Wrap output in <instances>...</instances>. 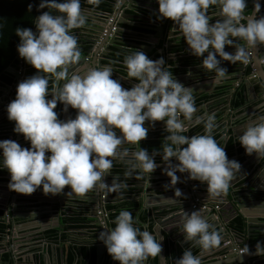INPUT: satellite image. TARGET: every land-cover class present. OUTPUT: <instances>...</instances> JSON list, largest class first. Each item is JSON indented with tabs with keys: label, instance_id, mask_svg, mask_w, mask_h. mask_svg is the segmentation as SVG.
I'll return each instance as SVG.
<instances>
[{
	"label": "clouds",
	"instance_id": "obj_1",
	"mask_svg": "<svg viewBox=\"0 0 264 264\" xmlns=\"http://www.w3.org/2000/svg\"><path fill=\"white\" fill-rule=\"evenodd\" d=\"M86 3L97 6L100 0ZM157 4L156 19L168 18L178 25L174 29L187 44L185 51L202 57L201 67L215 73L214 83L226 78L228 71L221 66L222 60L247 63L249 50L264 44V15L253 18L260 11L259 0H254L253 15L247 23H241L246 0H157ZM210 5L218 7L214 13L218 19L211 23ZM43 8L47 11L35 17V31L15 28L19 57L37 71L18 82L15 98L6 106L7 119L15 122L13 132L23 134L30 142V147L25 148L13 140H0V168L10 174L8 189L30 195L42 186L44 195L63 194L67 199H82L93 191L119 193L127 187L124 179L113 176L111 183L104 179L114 159L129 157L123 178L134 175L139 179L154 172L155 157L160 155L165 165L161 171L170 178L165 188L179 182V172L187 173L188 180L206 183L211 197L226 193L230 181L240 174L241 165L228 159L214 139L215 114L194 115L197 109L192 88L178 82L163 67V57L151 60L138 49L126 52L122 61L124 77L136 81L130 88H123L119 79L112 78L111 65L119 61L70 72L81 56L72 30L86 27L88 20L81 0H40L37 11ZM53 10L57 14H52ZM226 45L235 51H225ZM57 102L63 105V112L69 106L75 109V116L58 119L54 111ZM145 121L149 127L157 121L164 122L167 134L160 153L150 154L140 147L148 134ZM201 124L203 134H183ZM237 140L247 155L264 159V113L246 123ZM124 145H135L136 151L129 153ZM259 176L264 179V168ZM65 186L69 188L67 192ZM174 193L181 196L179 188H174ZM30 215L35 216V212ZM114 224V228L100 231L97 236L113 260L119 264H145L149 257L164 258L160 255L161 239L136 227L129 211L121 209ZM181 233L185 241L202 252L217 248L222 240L220 232L199 209L184 211ZM254 252L264 256V244L257 241ZM245 253H249L247 245ZM174 264H201V257L185 249Z\"/></svg>",
	"mask_w": 264,
	"mask_h": 264
},
{
	"label": "water",
	"instance_id": "obj_2",
	"mask_svg": "<svg viewBox=\"0 0 264 264\" xmlns=\"http://www.w3.org/2000/svg\"><path fill=\"white\" fill-rule=\"evenodd\" d=\"M145 2V0H143ZM154 1V0H150ZM109 4V10L106 11H97L96 7L90 6L91 4L86 3V0H81V9L84 11H87L91 14L87 20V27L90 28V32H88L89 37L81 39V41L86 42L87 44L90 45V49L81 50L83 47V43H79V48H80V61L76 64L73 65L69 68V71H75L79 70L80 72H83L87 69L88 66H102L106 65L105 63L112 60L119 61V63H116V65H121L123 64V56L126 52L128 51H134V48H140V45L137 43V41L131 40L130 43L126 42L125 38L127 35L126 30L128 28H143L150 30L152 27L151 19L156 18L157 12H158V4L155 5L150 2L144 3L146 7H140V2L138 0H119V3H117V0H108ZM254 3V2H253ZM151 7H156V9L151 8ZM218 7L214 5H210L208 12H217ZM247 11L244 10V17L245 19H242L247 23V18L253 15V8H252V13L247 16L246 15ZM142 14V15H141ZM259 15H263V11H259V13H256L253 18L258 17ZM148 16V17H145ZM168 18H164L163 20H159V30L158 28L154 30H158L157 32L163 31V27L166 25ZM143 22L147 23L146 26H141L137 25L136 22ZM161 21V22H160ZM135 22V23H134ZM174 24L172 28H174ZM169 28V26L167 27ZM169 41V40H168ZM148 47L151 45L147 44ZM128 46L130 49H125L123 51V47L126 48ZM249 52L252 53V55L249 57L251 61V65H245V63L241 62V65H238L236 63H231V62H224L221 66H225V64L228 65L227 73H226V78L224 81H229L231 78L236 76L235 79H239L241 81L242 86H244V89H242V86L240 89L237 91L238 96L240 97V103L244 104L245 101L247 100L248 94H249V89L253 88V91L262 99V96L264 94V65L261 63V60L264 59V44H258L253 50H249ZM117 53H120V55H117ZM18 59L20 57L18 56ZM219 59V58H218ZM115 64L111 65L113 67ZM251 66L255 69V73H253ZM19 67L16 65H13L8 69V72L15 78L18 79L20 78V73L17 70ZM234 72L235 74H232ZM247 72H250L247 74ZM119 73V72H118ZM237 73H239L237 75ZM121 74V73H120ZM122 75V74H121ZM178 82L183 81L184 79L188 78V75L185 76L184 78H181V75H184L183 72L180 73V76H177L179 74H172ZM113 78V76H112ZM125 78V77H124ZM121 82V85L123 88H125V84L123 82V76L119 79ZM63 83V81H62ZM130 88V87H129ZM4 89L0 88V91L2 92ZM15 97L12 96L11 100H13ZM49 98H51V94L49 93ZM260 100V99H259ZM63 105L60 102H57V106L54 109V111H59L58 119H68L66 117L67 112L62 111ZM68 110L71 111L72 116H75V109H72L71 106H69ZM15 123V122H14ZM14 125V124H13ZM18 139L21 140V134L17 135ZM226 138H224L222 141L224 142ZM237 144V143H236ZM115 165H120L118 162H113L111 172L109 175L106 177L105 181L107 183H111L112 177L113 176H119L123 178V174H115L114 173V166ZM253 165L256 166L255 163ZM257 169V170H256ZM253 171H249L250 175H255L256 173L260 172V168H256ZM255 172V173H254ZM150 174L149 177L147 175L135 179V176L133 175L132 177H129L133 179L134 183V189L138 191V194L135 196V198L142 202L143 201V207L144 209L148 212L149 215V220L154 221L157 225L163 227V225H166L167 222H170V226H173L174 230H171L170 234L174 235V233L177 230H182V223H183V213L188 212L191 213L192 211L195 210H200L202 215H204L208 222L215 228L217 231L220 232L222 236V241L227 242L228 240V234H232L235 237L241 238L246 242V245L249 250H253L255 247L251 245V241L253 238H256L260 235L261 237L264 238V224L262 223V219H264L263 216H261V212L259 213V216L256 218V221L258 222L255 224V222L252 220L251 214L247 213L246 211H241L243 207L246 208H252L255 210H261L264 208V197H258V193H264V188H256L255 185L249 184L248 187L245 188V194L243 197H239V199H236L234 201H230L226 193H224L223 196H218V198L223 199L224 202H227L228 205L234 208L235 214L242 215L245 218V226L243 228L234 225H227L223 218L221 217L220 212V204L218 205L216 202H219L218 200L215 202L216 206H219V210H214L212 211H207L203 210L200 205H196V208L193 206L195 205L194 199H198V194L202 193L201 189H206L207 185L206 183H201L199 181L195 180H188L186 179L187 173H183L182 175H177L179 178V182L176 184L175 188H179L180 190H185L186 195H183L182 197L179 198V201L172 202L169 200L167 196H164L168 194L169 192H174V189L167 190V189H162L163 186H161L159 183L155 184L153 178ZM255 180V179H254ZM161 186V189L159 187ZM66 189V186H65ZM191 190L194 191V195H191ZM207 191V190H206ZM105 193L107 194H112L114 192H108L107 190H104ZM160 192V194H159ZM98 193V192H97ZM98 194H96V201L92 199L91 202H94V204L97 203L98 199ZM162 195V196H159ZM66 197V196H64ZM247 198V199H246ZM245 199V200H244ZM85 200H90V199H85ZM67 202L61 203V208L59 209L60 214H73V209L71 206H73V202H82L83 199H71V200H66ZM68 201L70 202V205L68 206ZM200 201V200H199ZM222 202V201H220ZM107 203V202H106ZM103 203L102 207L106 209L107 204ZM236 205L238 209L236 208ZM97 208L95 206L94 210ZM98 209V208H97ZM96 209V210H97ZM17 209L16 207L14 210L5 213L3 216L4 218V223H6L7 228L3 233L0 232V235H3V240H7L9 237H14L15 233L17 232L18 235L21 234V232L18 230L19 228V223L16 221L18 218L14 216L16 213ZM134 213L137 214L136 220H139L140 222V217L138 216L139 211L135 210ZM51 215L56 214V210H51L49 212ZM105 215L109 216L108 213L105 212ZM12 219V223H8V219ZM22 218V217H21ZM20 218V219H21ZM97 220V218H96ZM137 222V221H136ZM70 223H66V226L60 227L59 220L57 221L56 226L51 227L50 229L56 230L55 232V237L56 239L53 240L54 244H58L63 237H65L66 241L69 243V245L65 246H59L56 247L55 251L48 253L46 251H43L41 253L40 257L33 256V257H28L27 259L21 258V261L23 264H69V259L70 257H74L75 259H83L84 253L82 251V247L80 246V243L76 236L70 231H73L75 229H72L70 227ZM97 226V231H107L111 228H114L115 224L114 221L104 219V221L98 220L96 222ZM42 228L39 226L36 229ZM64 229V232H61V229ZM158 230V229H157ZM155 229V231H157ZM211 230V229H210ZM46 230H42L41 232L35 234V236L31 238L35 239H40L39 237H42L45 239L47 238ZM181 239H176L174 240L171 238V241L177 242V244L173 247L176 249V254L179 255V247L181 250L189 249L190 250V241H185L183 234L181 236ZM29 237H22V238H13L10 239L9 242L3 243L4 248L1 250L3 253L0 256V264H18L19 257L18 252L24 247V245L31 240ZM182 241H185L182 243ZM45 242H48L46 240ZM164 245V244H163ZM9 248L11 250H9ZM95 248V253H93L92 246L87 247L86 253H87V259L91 260L96 257L95 264H104L105 260H110V262H114V260L110 257V255L106 251V246L102 243V241L99 240V243L94 246ZM228 252H235L234 250L238 249V245H227L226 246ZM6 251V252H4ZM236 251V253H237ZM8 256H5V255ZM239 254V253H238ZM163 259L166 258L165 254V249H163V254L162 252L160 253ZM160 263L162 264V260L160 256H157ZM17 259V261H16ZM175 261V260H174ZM242 263L245 262L244 258L241 257L235 261V263ZM145 264H149L148 261H145Z\"/></svg>",
	"mask_w": 264,
	"mask_h": 264
},
{
	"label": "crops",
	"instance_id": "obj_3",
	"mask_svg": "<svg viewBox=\"0 0 264 264\" xmlns=\"http://www.w3.org/2000/svg\"><path fill=\"white\" fill-rule=\"evenodd\" d=\"M154 2H157V0H155ZM261 4L264 7V2H261ZM261 11H264L263 9H260ZM84 14L89 18V16H91V14L87 11H84ZM252 13V12H251ZM250 13V14H251ZM209 15H211L213 17V21L211 22H215L216 19H218V17H216L214 15V12H208ZM250 14H247V16H249ZM264 15V14H263ZM260 16V15H259ZM168 21V20H167ZM161 22V21H160ZM172 22V21H171ZM139 22H137L138 24ZM151 23L152 19H151ZM241 23H246L245 21L241 20ZM159 24V23H156ZM145 25H147V23H145ZM133 30V32L131 33L132 36V40L133 41H137V43L139 42L141 44V49L144 50V52L146 51L147 53L152 54V53H156V49L158 50L159 55H161L163 57V49L165 47V41L164 39H161L159 41L158 46L156 47V49L150 50L151 48L148 47L147 44H152L154 45L155 43H157V40L155 38H151L152 36H150L148 33V31H144L143 29H134L131 28ZM164 31H168L169 28H167V25H165L163 27ZM76 33L75 36L77 37V42L79 43L81 41V38H85L86 36H84V33L82 31H80L81 29H75ZM144 31V32H143ZM143 32V33H140ZM152 33V32H150ZM179 33V32H178ZM86 34V33H85ZM180 36V35H179ZM138 50L140 48H137ZM141 50V51H142ZM225 51L229 52L230 54L233 53L235 51L234 47L226 45L225 46ZM219 58V57H217ZM116 61V60H115ZM224 61V60H222ZM224 62H229V61H224ZM107 64V62L105 63ZM165 66L167 67L168 64L166 63ZM226 66L228 67V65L226 64ZM113 78L114 79H120L123 76V82H125V78H124V66L123 64L121 65H114L113 67ZM119 72V73H118ZM122 75H121V74ZM250 72H248L247 74H249ZM232 74H235L234 72H232ZM239 73H237L238 75ZM62 83V81L60 82ZM242 89H244V86H242ZM249 96L250 98H247V100L245 101L244 104L242 103H238L237 106V112L234 114L235 117L232 116L231 113H222V114H218L216 116H219L220 118H222L223 116L225 117V122L228 124V126H230V131L225 134V136L222 138V140L224 138H226L224 140V148H226V144L229 143V141L232 143V154L227 156L228 159L230 160H236L239 161L240 160V165H241V170H240V174H236L234 176V178L232 179V181H230L229 184V188L226 192V195L228 196V198L230 199V201H234L236 199H239V197H243L244 196V192H245V188L248 187L249 184H253V185H257L260 186L261 188H264V179H260V177H258L257 179H255V175H250L249 171H253L255 170L257 167L258 168H264V159H258L254 154L253 155H247L245 153L244 148L241 146V144L239 143V141L237 140V137L239 135H241V132L243 130V128L245 127L246 123H248L251 120H254L257 116V114L259 113H264V107H258V106H264V100L259 97H257V94L253 91V88L251 86V88L249 89ZM49 98V96H48ZM225 107V103H223L221 106H219L218 108L220 110H224ZM213 110L209 111L212 112ZM201 114H203L201 111L199 112ZM214 113V112H213ZM215 114V113H214ZM236 124V127L234 126ZM242 124V125H241ZM193 134V133H192ZM195 134V133H194ZM220 136V135H218ZM24 143H29L28 141H26L25 139H23ZM228 141V142H227ZM146 142V141H145ZM237 143V144H236ZM30 144V143H29ZM221 145V144H220ZM123 147L128 148V152L131 153L132 150L134 149V145H124ZM240 149H242L240 151ZM160 153V152H159ZM250 156V157H249ZM129 159V157H125L123 158V172L125 170L128 169L129 165L127 164V160ZM117 160L114 159L113 162H115ZM155 162L157 163V168L154 170L153 172V178H155L153 180V182L155 184H160L162 187V189H167V190H173L176 185L173 186H169L168 188H165L164 185L169 183L170 178L162 173L161 169L164 168V163L161 160V156L157 155L155 157ZM253 163L256 164L253 165ZM257 170V169H256ZM124 182L126 183L127 187L123 188V195H119L120 199H115V197H117L118 195L115 193L109 194L108 197V201L107 204L109 206L115 207L117 208L118 211H120L121 209L127 210L129 211L133 216H134V220L137 221L135 223V226L140 228V230H148L150 233H152L153 235H155L157 237V239H161L160 243H161V252L163 254V249H165V254H166V258L162 260V264H174V260L181 257L183 250H181V248L179 247V255L176 254V249H174L173 247L177 244V242L175 241H171V238H173L174 240L176 239H181L182 237V233L181 230H177L174 235H171L170 232L173 229V226H170V222H167L166 225H163V227L157 225L154 221L149 220V215L148 212L144 209L143 207V201L140 202L138 201L135 196L138 194V191H136V189H134V183H133V179L131 178H123ZM255 179V180H254ZM205 184V183H204ZM161 186L159 187V189H161ZM207 187L206 189H201L202 193L198 194V198L201 202L203 203H208L211 206H215V202L218 200L219 202H216L218 205L220 204V210L218 212H220L219 215H221V217L223 218V220L225 221V223L227 225H231L234 226L233 221L237 218V217H242L243 219V224H245V218L242 215H236L235 214V210L233 207H231L230 205L227 204V202H224L223 199H220L218 197H211L208 195L207 193ZM127 191V192H124ZM130 191V192H129ZM160 194V192H159ZM194 195V192L191 190V195ZM42 196V201L46 200V201H50L52 199L51 194L49 195H44L42 192V186H40L39 188H37V190L35 192H33L30 195H25V194H20V197H30V196ZM60 196H62L63 194H57ZM183 195H186V191L185 190H181V196H175L174 192H169L168 194L164 195L169 197L168 199L171 200L172 202H175L177 199V201H179V198L182 197ZM223 194H221L220 196H223ZM51 196V197H50ZM65 196V195H64ZM162 196V195H159ZM45 197V198H44ZM57 200V198H55ZM59 199V198H58ZM62 199V203L67 202L66 200H71V199H67V197H63L60 198V200ZM82 202H80L78 204V208L79 210L74 209L75 211L74 214H60V211H56L55 215H51L49 214V210H45V211H37L36 208H29L27 210H23L21 213L19 214H15V217H17L18 219L16 220L19 223V231L21 232L20 235L17 234V232L15 233L14 237H9L8 242L10 243V239L13 238H22V237H33L35 236V234L41 232L42 230H46V234L50 235L49 233H53L55 232V229L52 230L50 229L51 226H56L57 221L59 220L60 223V227H63L67 222L72 224L70 227L72 229H75L73 231H70L74 234V236H76V238L78 239L80 243V246L82 247V251L84 253L83 259H78V258H74V257H70L69 259V264H95L96 261V257L91 260L87 259V247H91L93 249V253H95V248L94 246L97 245L99 243V239H97V236L99 234V232L97 231V226H96V222L98 220L104 221V219H108V220H112L114 221L115 219L113 218V214L115 213L114 210L112 211H108V209L106 208V213L109 214V216L107 215H103L102 213H98V212H102V207H99V211L95 212L93 210H91L90 208V202H86L85 198ZM247 199V198H246ZM53 200V199H52ZM198 200V199H196ZM245 200V199H244ZM222 201V202H220ZM71 201H68V206L70 205ZM101 202H103L100 199V205L102 204ZM195 202V199H194ZM75 203V202H73ZM107 205V206H108ZM236 208L238 209L237 205ZM137 210L139 211L138 216L140 217V222L139 220H136V216L137 214L134 213V211ZM35 212V216H31L30 213ZM214 210H212L213 212ZM241 211H246L247 213L251 214L252 216V220L255 222V224H257L258 222L256 221V218L259 216V213L261 212V216L264 217V208H262L261 210H255L252 208H246L243 207V209ZM77 212V213H76ZM214 213V212H213ZM96 216V217H95ZM22 217V218H21ZM21 218V219H20ZM97 218V220H96ZM75 220L77 221H83L84 225L79 226L78 222H75ZM72 221V223H71ZM262 223L264 224V219L261 220ZM51 224V225H50ZM50 225V226H49ZM39 226H42V228L40 229H36ZM245 225H243L244 227ZM50 229V230H49ZM155 229L157 231H155ZM57 230V229H56ZM61 232H64V229H61ZM40 239H35V238H31L32 241L26 243L24 245V247H22V249L18 252V255H20L21 257H19L18 264H23V262L21 261V258L23 259H27L28 257H33V256H37L40 257L41 253L43 251H46L48 253H51L53 251H55L56 247L59 246H65V245H69V243L66 241L65 237H63V239L58 243V244H54L53 242H45L46 239L45 237H39ZM228 241L223 242L221 240L220 245L209 251V252H202L199 247H192L190 244V250L192 251L193 255H199L201 257V264H242V263H235V261L241 257L244 258L245 262H243L244 264H264V256H259L256 255L254 250H249L248 254H240L237 249L234 251L236 252H228L226 246L227 245H238V249L241 248H245L246 246V242L238 237H235L232 234H228L227 237ZM182 240V239H181ZM6 241H4L0 235V256L3 253L1 250L4 248L3 243H5ZM185 241H182V243H184ZM164 244V245H163ZM264 244V243H262ZM253 247H255V244H251ZM9 250H11L9 248ZM6 252V251H4ZM239 253V254H238ZM5 256H8L7 254ZM17 261V259H16ZM146 261L149 262V264H161L158 257L152 258L149 257ZM104 264H119L118 261L114 262H110V260H105Z\"/></svg>",
	"mask_w": 264,
	"mask_h": 264
},
{
	"label": "flooded vegetation",
	"instance_id": "obj_4",
	"mask_svg": "<svg viewBox=\"0 0 264 264\" xmlns=\"http://www.w3.org/2000/svg\"><path fill=\"white\" fill-rule=\"evenodd\" d=\"M155 1V0H154ZM154 1H150V0H145V2L143 0H138V2H140V7H146V5L144 3L146 2H150L153 3L155 5H157V2ZM102 2V1H100ZM252 2H254V0H252ZM260 4L261 2H264V0H259ZM157 10L156 7H151ZM263 5L261 4V8L263 9ZM264 14V11H263ZM142 15V14H141ZM148 17V16H145ZM149 18V17H148ZM167 27L169 26L170 29H168V31H160L157 32L159 30V26H157L159 22V20H157L156 18L152 19L153 25L151 27L150 30L147 29H143V28H136V29H143L144 31H148L147 34H149L150 36H152L151 38H155L157 40V43H155L154 45H151V49H156V47L159 44V41L161 39H164L165 41V47L163 49V59L165 61V64L167 63L168 66L166 67L165 64L163 65V67L165 69H167L169 72H171L172 74H179L177 76H180V73L183 72L184 75H181V78H184L185 76L188 75L187 79H184L183 81H181L180 83H182L183 85H185L186 87H190L192 88V95L194 97V103L197 109V112L194 115H203L204 113H215V123L217 125V127L213 130L212 135L214 137V139L217 141V143L224 148V143L222 141V138L225 136V134H227L230 131V126H228V124L225 122V117L223 116L222 118H220L219 116H216L217 113L218 114H226V113H231L233 117H235V113L237 112V106L238 103L240 102V97L237 94V91L240 89V87L242 86L241 81L239 79H235L236 76H234L233 78H231L229 81H221V82H213V76L215 75L214 72H206L202 67H201V59L202 57H196L192 54H190L189 52L185 51V49L188 47L187 44L185 43V41L183 40L182 37L179 36L178 30V25H174L175 29L172 28L173 26V22H171L170 19H167ZM135 23V22H134ZM137 24V22H136ZM137 25H141V26H146L145 23L143 22H139ZM158 28V30H154ZM83 33L84 36H86L85 38L87 39L89 37L88 32H90V28L89 27H84V28H80ZM135 29V28H134ZM133 32V30L131 28H128L126 30L127 35H126V42L130 43L132 40V36L131 33ZM143 31V32H144ZM140 32V33H143ZM152 32V33H150ZM86 33V34H85ZM83 39V38H81ZM169 40V41H168ZM138 41V40H136ZM79 43H83V47H81V50H86V49H90V45L87 44L86 42L80 41ZM78 43V45H79ZM138 44L141 46V44L138 42ZM125 49H130L128 46L123 47V51ZM134 51L137 50V48L133 49ZM139 50H142L141 47ZM144 52V50H142ZM146 54V56L151 59V60H156L157 58L162 57L161 55H159L160 52H158V50L156 49V53H152L149 55V53H147L146 51L144 52ZM206 55V53H205ZM223 64V61H221V65ZM238 65H241L240 61H237ZM246 65V64H245ZM223 67V66H222ZM225 68H227L226 64L224 66ZM20 73V78L15 79L14 78V84L10 85V86H1L0 88H3L4 90L1 92L0 91V140H4V139H9V140H13L15 142H17L18 144H20L22 147H30V142L29 143H24L22 141H24L23 139V134H21V140L18 139L17 137V133L13 132V127H14V121H9L7 119V112H6V106L7 104L12 101L11 97L14 96L15 97V93H16V86L18 84V82L22 81L24 79V71L22 69H20V67L17 69ZM248 73V72H247ZM126 75V72L124 70V76ZM125 88H129L132 86L133 83H135L136 81L132 80V79H127L125 78ZM258 97V95H257ZM250 98L249 94L248 97ZM260 99V97H259ZM263 99V96H262ZM223 103H225V107L224 110H220L218 107L221 106ZM213 110L212 112H209ZM202 112L203 114L199 113ZM57 112V114L59 115V111H55ZM223 115V114H222ZM66 117H73L72 113L70 110L67 111L66 113ZM242 125V124H241ZM144 126L148 128V134L146 136V138L144 140H142L140 142V147L143 148H147V146H150L149 142H155L156 138L159 136L158 134L160 133H164V122L163 121H157L155 122V126L154 127H149L148 126V122L145 121ZM236 127V124L234 125ZM203 125H197L195 127H191L189 128V131L187 133H183L188 137H191L192 135L201 133L203 134ZM193 133V134H192ZM195 133V134H194ZM220 135V136H218ZM162 138V137H161ZM159 139V137L157 138ZM146 141V142H144ZM228 142V141H227ZM155 145V144H153ZM228 143L226 144V148H227ZM145 148V149H146ZM226 148H224L225 153L227 154ZM136 151V147L134 145V149L132 150V152ZM159 151H156V153H158ZM150 154L153 152H149ZM115 162L120 163V165H115L114 166V173L115 174H123V160L120 158H117V160ZM175 162V161H174ZM128 164V163H127ZM255 173V172H254ZM259 173H256L257 175L255 176V179H257L259 176ZM153 174V172L151 173ZM154 175V174H153ZM153 175H151L152 177H154ZM176 175H182V173L177 172ZM10 179V174L7 171V169L4 168H0V224L5 225V228L3 231H5V229L7 228L6 223H4V218L3 216L5 215V213L10 212L11 210L13 211L14 208L16 207L17 211L16 213H21L23 210H27L29 208H36L37 211H45V210H49V212L51 210H56L58 211L61 208V203H62V199L60 200V198H63L64 195L60 196L59 195H55L52 196V199L49 201L43 200L42 201V196H30V197H20L19 193H16L14 191H10L7 187L8 182ZM104 179H107L106 177ZM123 179V178H122ZM256 188H261L260 186L255 185ZM69 190L68 186H66V189H64L65 192H67ZM194 192V191H193ZM117 195H123V188L120 189L119 193L114 192ZM195 193V192H194ZM96 194H98V201L96 204H94V202H91L92 199H94L96 201ZM106 194V198L108 199L109 194L103 192H90L87 194L86 198L90 199V200H85L86 202H90V208L93 211H99V207H102L103 203H106L108 200L106 199L105 201L101 202L102 204L100 205V199L101 196ZM50 196V197H51ZM258 197H264V193H258L257 194ZM45 198V197H44ZM57 198V200L55 199ZM59 198V199H58ZM84 200V199H83ZM80 202H75L73 204V206H71V208L73 209V211L79 210L78 208V204ZM107 204V203H106ZM108 205V204H107ZM95 206H97V210L95 208ZM107 208V206H106ZM102 212H98L99 214L102 213L103 215H105V208H101ZM77 213V212H76ZM74 214V212H73ZM15 216V214H14ZM96 217V216H95ZM11 221H13L12 219H8V223H12ZM68 223V222H67ZM72 223V221H71ZM69 224V223H68ZM51 225V224H50ZM49 225V226H50ZM72 225V224H70ZM66 226V224L64 225ZM42 227V226H41ZM53 227V226H51ZM50 227V228H51ZM50 230V229H49ZM3 231H1V233H3ZM57 230H55L56 232ZM55 232H51L49 233L50 235H47L46 240H48L49 242H53L54 239H56ZM4 235V234H3ZM1 235L2 239L3 236ZM5 238V237H4ZM9 238L7 240H5L6 242H8Z\"/></svg>",
	"mask_w": 264,
	"mask_h": 264
},
{
	"label": "trees",
	"instance_id": "obj_5",
	"mask_svg": "<svg viewBox=\"0 0 264 264\" xmlns=\"http://www.w3.org/2000/svg\"><path fill=\"white\" fill-rule=\"evenodd\" d=\"M102 2L99 3L96 7L97 11H106L109 10V2L108 0H100ZM247 7L245 10L247 14L252 12L253 2L252 0H246ZM40 3V0H0V87L1 86H10L14 84V77L8 72V69L13 65L20 67L24 71V79L33 75L37 70L32 67L31 65L27 64L23 58L20 57L18 59V52L16 50V46L19 43V37L15 35V28L16 27H27L35 31V17L41 14L43 11H47V8L39 9L37 11V5ZM32 4V9H28V5ZM52 14H57L54 10ZM73 34L75 35L76 30H72ZM51 81H49V87L51 88ZM241 96V95H239ZM167 133H160L158 134L159 139L156 138L155 142H149L150 146H147L148 152H161L162 149L160 148L161 143L163 141V137ZM162 137V138H161ZM145 142V141H144ZM155 144V145H153ZM242 149H240L241 151ZM227 156L232 154V143L229 141L227 148ZM158 152V153H159ZM250 157V156H249ZM240 163V160L238 161ZM127 192V191H124ZM130 192V191H129ZM108 211L114 210L115 213L112 215L115 219V216L118 215L119 211L117 208L112 206H107ZM134 218V216H133ZM135 221V220H134ZM78 222L79 226L84 225L83 221H76ZM136 223V221H135ZM233 224L241 228H243V219L242 217H237ZM5 225L0 224V232L3 231ZM262 235L253 238L251 244H256L257 241L264 243V238L261 237Z\"/></svg>",
	"mask_w": 264,
	"mask_h": 264
},
{
	"label": "built area",
	"instance_id": "obj_6",
	"mask_svg": "<svg viewBox=\"0 0 264 264\" xmlns=\"http://www.w3.org/2000/svg\"><path fill=\"white\" fill-rule=\"evenodd\" d=\"M252 55V53L251 52H249V57ZM261 63L264 65V59L263 60H261ZM246 65H251V61H250V59H248V62L247 63H245ZM251 68H252V71H253V73H255V69L253 68V66H251ZM263 100H264V94H263ZM107 198H106V194H104V195H102L101 196V200L102 201H105ZM195 205L193 206L194 208H196V205H200L201 206V208L203 209V210H207V211H212V210H219V206H211V205H209L208 203H203V202H201V201H199V200H195ZM236 252V251H235ZM238 252L240 253V254H248V253H245V248H241V249H239L238 250Z\"/></svg>",
	"mask_w": 264,
	"mask_h": 264
}]
</instances>
